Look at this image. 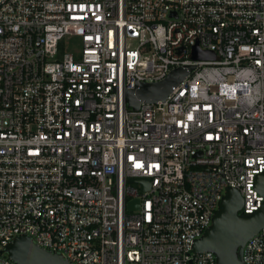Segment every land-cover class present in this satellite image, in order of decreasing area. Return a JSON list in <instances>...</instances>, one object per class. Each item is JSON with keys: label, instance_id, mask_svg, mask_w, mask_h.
I'll use <instances>...</instances> for the list:
<instances>
[{"label": "built area", "instance_id": "obj_1", "mask_svg": "<svg viewBox=\"0 0 264 264\" xmlns=\"http://www.w3.org/2000/svg\"><path fill=\"white\" fill-rule=\"evenodd\" d=\"M262 172L264 0H0V264L18 236L70 264H217L192 246L228 188L261 207Z\"/></svg>", "mask_w": 264, "mask_h": 264}, {"label": "water", "instance_id": "obj_2", "mask_svg": "<svg viewBox=\"0 0 264 264\" xmlns=\"http://www.w3.org/2000/svg\"><path fill=\"white\" fill-rule=\"evenodd\" d=\"M191 57L196 60L211 59L210 52H199L195 47ZM193 67L175 69L157 83L140 84L134 91L126 92L125 102L128 108L138 110L141 102L157 103L164 101L171 88L178 85ZM130 183H141L142 192L149 188L148 179H130ZM257 193L263 198L261 207L252 214H243V198L236 189L228 188L214 213L210 226L197 239L194 253L209 252L215 256L217 264H244L242 251L245 243L264 228V172L254 181ZM137 199L128 203L129 211L137 210ZM7 257L16 264H70L60 254L47 251L32 242L27 236H18L5 247Z\"/></svg>", "mask_w": 264, "mask_h": 264}, {"label": "rangeland", "instance_id": "obj_3", "mask_svg": "<svg viewBox=\"0 0 264 264\" xmlns=\"http://www.w3.org/2000/svg\"><path fill=\"white\" fill-rule=\"evenodd\" d=\"M75 45V44H74ZM69 49H70V47H69ZM74 49H76V47H71V50H74Z\"/></svg>", "mask_w": 264, "mask_h": 264}]
</instances>
